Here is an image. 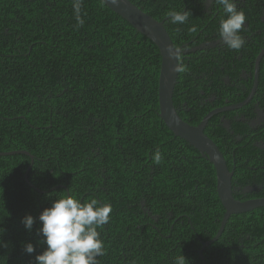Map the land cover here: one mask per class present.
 Masks as SVG:
<instances>
[{"label":"trees","instance_id":"1","mask_svg":"<svg viewBox=\"0 0 264 264\" xmlns=\"http://www.w3.org/2000/svg\"><path fill=\"white\" fill-rule=\"evenodd\" d=\"M129 1L163 21L174 48L186 52L178 57L183 70L172 96L184 122L197 126L210 111L245 100L252 79L241 74L253 75L264 49V0H235L246 15L238 51L224 44L196 49L220 39L226 16L211 1L209 9L200 0ZM76 3L0 0V153L33 157L31 164L22 154L0 156V264H36L47 248L38 234L40 214L56 199L84 203L92 195L112 207L109 223L97 229L105 253L98 264H174L180 254L188 264H264V208L231 215L221 236L202 247L217 233L224 209L212 164L158 116L157 47L100 0H79V20ZM184 10L191 12L186 23L169 22L166 13ZM256 108L264 111V56L251 101L212 116L204 129L233 172L232 188H256L245 197L233 194L239 201L264 198V150L255 145L264 143V126L250 131L246 123ZM135 187L138 201H151L156 220L138 206L131 208L136 217L125 211ZM28 215L35 218L31 231L21 222ZM28 243L31 254L24 251Z\"/></svg>","mask_w":264,"mask_h":264},{"label":"clouds","instance_id":"2","mask_svg":"<svg viewBox=\"0 0 264 264\" xmlns=\"http://www.w3.org/2000/svg\"><path fill=\"white\" fill-rule=\"evenodd\" d=\"M116 0H113L115 3ZM207 4L209 0H200ZM223 8L226 18L221 19L219 25L220 41L231 50H240L245 44V38L241 32L245 29L246 15L238 10L235 0H211ZM79 20L80 3L74 5ZM190 11H169L166 16L172 24H184L187 22ZM80 23H83L80 20ZM196 31L195 27L191 29ZM179 49H169L170 57H175ZM177 71L183 68L177 66ZM153 160L159 164L162 154L156 151ZM112 207L109 204H101L92 198L89 202H80L72 196L56 199L50 208L45 209L39 216L42 227L38 234L43 236L46 250L35 257L36 264H98L97 257H102L104 244L100 239L98 228L109 223ZM28 231H31L35 218L26 216L21 221ZM31 243L24 246L28 254L34 252ZM174 264H188L185 257L180 254L175 258Z\"/></svg>","mask_w":264,"mask_h":264},{"label":"water","instance_id":"3","mask_svg":"<svg viewBox=\"0 0 264 264\" xmlns=\"http://www.w3.org/2000/svg\"><path fill=\"white\" fill-rule=\"evenodd\" d=\"M100 1L115 15L127 22L137 33L143 35L157 47L160 55L157 87L158 116L174 137H178L185 141L190 147L195 149L202 158L207 159L214 168L216 179L215 193L224 209V215L215 236L208 242H202V247L205 248L221 236L224 226L231 215L245 214L257 208H264V198L246 201H239L234 198L231 182L233 172L228 171L225 160L216 144L204 134L205 126L212 116L235 111L251 101L257 89L259 64L261 58L264 56V49L260 51L254 61L253 85L245 100L238 104L214 109L207 113L197 126H191L179 117L172 102L173 90L179 74V71L176 70L177 66H180L178 57L180 54L186 52L178 48V55L170 57L169 49L176 48H174L172 40L164 28V22L157 21L147 15L129 0H116L115 3H113V0ZM13 154H22L29 157L32 164L33 157L25 151L0 153V156H9ZM29 169L30 166L26 170V181ZM253 190L254 188L246 187L243 192L246 193ZM198 254L200 258H202L201 252Z\"/></svg>","mask_w":264,"mask_h":264},{"label":"flooded vegetation","instance_id":"4","mask_svg":"<svg viewBox=\"0 0 264 264\" xmlns=\"http://www.w3.org/2000/svg\"><path fill=\"white\" fill-rule=\"evenodd\" d=\"M210 1L211 0H209V2L205 5L206 9H209V7L211 5ZM262 14L264 16V11H262ZM245 39H246V37H245ZM222 45H223V43L219 39V40L214 41L213 43L208 42L206 45L205 44L201 45L199 48H196V49L216 48V47H220ZM241 77L244 78L245 80L252 79V85H253V75H250V74H247V73H242ZM223 81L226 84L229 83L228 79L223 78ZM257 85H258V81H257ZM220 121H222V126L224 128H226V129H228V121H226L223 117H221ZM246 123H247L248 128L250 129V131H256L257 129L261 128L262 126H264V111H260L259 109L256 108L254 119H250V120L246 121ZM255 145L259 149L264 150L263 141H260V142L257 141ZM150 178L153 179L152 176ZM140 180H142V179H140ZM140 184H144V183H142L140 181V183L138 185H140ZM246 187H249V186H246ZM246 187H243V188H240V187L232 188L233 189V194H237V195H241V196L245 197V195H247L249 193V192H246V193L243 192L244 189H246ZM251 188H254L253 191L256 190L255 187H251ZM137 189H139V188H137V187L134 188V194H133V198H134L133 201L134 202H133V204L128 206L127 209H125V211L130 212V213L132 212V214H136V215H133V216L136 217L138 212L136 213L134 210L131 211V208L138 206L139 212H141L142 215H144L145 217L149 218L150 220H153V221L156 220V216L151 214L150 210L148 209V206L152 204L151 201H149L147 203L144 200H142V199H139V201H138V196L136 194ZM118 193H119V191H118ZM102 196L108 197V196H111V195L110 194H102ZM91 197H93L95 199L97 198L96 195H92ZM247 200H250V199H247ZM244 201H246V200H244ZM109 205H111V204H109ZM119 205L121 207V201H120ZM141 219L144 222V226H148L147 220L142 218V217H141ZM114 245H116V243H114Z\"/></svg>","mask_w":264,"mask_h":264},{"label":"bare ground","instance_id":"5","mask_svg":"<svg viewBox=\"0 0 264 264\" xmlns=\"http://www.w3.org/2000/svg\"><path fill=\"white\" fill-rule=\"evenodd\" d=\"M215 21V20H214ZM214 24V23H213ZM214 27V26H213ZM218 29V28H217ZM140 89V88H139ZM145 91V90H144ZM141 96H142V94H141ZM150 97V96H149ZM140 99V98H139ZM147 99V98H146ZM135 102H137V101H135ZM139 104V103H138ZM143 104V103H142ZM140 106H141V104H140ZM98 109V108H97ZM101 109V108H100ZM98 111V110H97ZM96 114V113H95ZM101 116V115H100ZM93 128H95V127H93ZM96 129V128H95ZM100 129V128H99ZM101 130V129H100ZM27 180H28V178H27ZM86 202V201H85ZM7 203V202H6ZM189 203V202H188ZM193 204H195V203H193ZM2 207V206H1ZM4 207V206H3ZM8 207V206H7ZM164 209V208H163ZM168 209V208H167ZM166 210V209H165ZM2 211V210H1ZM116 214V213H115ZM0 215H2L1 216V218L3 217V214L2 213H0ZM118 215H120V214H118ZM136 215V214H135ZM113 217V216H112ZM125 217V216H124ZM112 219V218H111ZM118 219H119V217H118ZM130 219V218H129ZM16 220V219H15ZM127 220V219H126ZM121 221V220H120ZM1 222V221H0ZM11 222V221H10ZM111 222H113V221H111ZM162 222H164V221H162ZM113 223H115V222H113ZM120 223V222H119ZM122 224H123V221L121 222ZM126 223V222H125ZM11 224V223H10ZM116 224V223H115ZM142 224V223H141ZM125 225V224H124ZM127 225V224H126ZM11 226V225H10ZM9 226V227H10ZM119 226H121V225H119ZM123 226V225H122ZM131 227H132V225H131ZM134 227V226H133ZM137 228V227H136ZM141 228V227H140ZM119 229V228H118ZM117 230V229H116ZM120 230V229H119ZM117 232V231H116ZM138 232V231H137ZM146 232V231H145ZM11 233V232H10ZM37 233V232H36ZM116 235V234H115ZM127 235V234H126ZM132 236V235H131ZM126 237V236H125ZM42 241V240H41ZM118 242V241H117ZM122 242V241H121ZM41 243V242H40ZM132 244V243H131ZM117 245V244H116ZM134 245V244H133ZM42 247H43V245H42ZM120 248V247H119ZM126 249V248H125ZM205 250V249H204ZM118 252V251H117ZM132 252V251H131ZM129 253V252H128ZM107 254H108V252H107ZM142 254H143V252H142ZM113 255V254H112ZM114 256V255H113ZM204 258V257H203ZM114 259V258H113ZM121 259V258H120ZM141 260V259H140ZM117 261V260H116ZM126 262V261H125ZM133 262V261H132ZM124 264H126V263H124ZM132 264V263H131Z\"/></svg>","mask_w":264,"mask_h":264}]
</instances>
